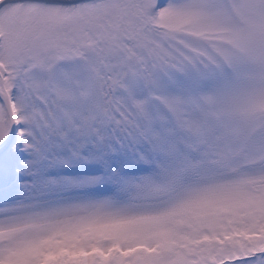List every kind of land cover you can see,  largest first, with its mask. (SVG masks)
I'll use <instances>...</instances> for the list:
<instances>
[{"label": "snow or ice", "instance_id": "snow-or-ice-1", "mask_svg": "<svg viewBox=\"0 0 264 264\" xmlns=\"http://www.w3.org/2000/svg\"><path fill=\"white\" fill-rule=\"evenodd\" d=\"M0 264H264V0H0Z\"/></svg>", "mask_w": 264, "mask_h": 264}]
</instances>
